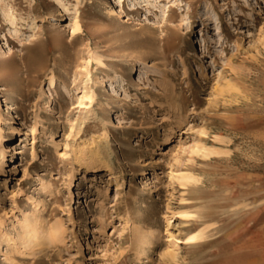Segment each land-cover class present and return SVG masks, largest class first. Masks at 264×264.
Returning <instances> with one entry per match:
<instances>
[{
    "label": "rangeland",
    "instance_id": "374dc122",
    "mask_svg": "<svg viewBox=\"0 0 264 264\" xmlns=\"http://www.w3.org/2000/svg\"><path fill=\"white\" fill-rule=\"evenodd\" d=\"M250 1L0 0V264H264V0Z\"/></svg>",
    "mask_w": 264,
    "mask_h": 264
},
{
    "label": "bare ground",
    "instance_id": "6f19581e",
    "mask_svg": "<svg viewBox=\"0 0 264 264\" xmlns=\"http://www.w3.org/2000/svg\"><path fill=\"white\" fill-rule=\"evenodd\" d=\"M115 1L118 3L117 4L118 5V13H121L122 9L120 7V0H115ZM252 5H253V3L250 0H241V3H239L238 5H236L234 7L233 12L234 13L244 12L246 8H251ZM16 18L17 17L14 16V15L11 16L12 23L14 22V20ZM215 29L218 30L219 26L215 25ZM206 44H207L206 43V34L203 33L202 34V38H201L202 49H200V53H199L200 54V61H199L200 63H196V65H195V69H196L198 75L201 76V77L203 75H205L204 54H205V51H206ZM189 72H190L189 70H185L184 69L183 70L184 76H189L188 75ZM138 80H140V76H138ZM169 87L170 88H168V90H167L169 93H168V96L166 98V104H167L169 109L173 110V113H174V111L176 110V107H177V104H176V102H177L176 94L177 93H175L174 85H172L171 82L169 83ZM110 91H111V96L112 97H113V95L117 94V90H116L115 86L113 85V83H110ZM156 123L155 122L149 123L146 127L147 128H155L156 127ZM193 146H194V149L198 153H201V155H204L206 157L219 156L223 152V150L218 149L216 147L209 146L208 144H205V143H199V142L195 143L194 142ZM11 148H12L13 151L16 150L13 145L11 146ZM102 157L103 156L95 155V158H98L97 161H94V163H90L89 165L91 167H99V166H102V165L103 166H110V163H108L107 160L106 161H101ZM90 201H91V198L89 196H85L84 199L82 200V203H81L82 204L81 205L82 208H89ZM84 210L82 209V211H84ZM177 213L180 215V217L185 218V219H187V218L190 219L193 216H195V214L188 207H186L185 205H181L179 207ZM184 221H182V222H184ZM189 222H191V221H189ZM184 230H185V228H184ZM33 236H34V233H33ZM35 236H36V234H35ZM57 237L58 236L56 234L51 236L53 241H56L55 239H57ZM202 237H203V233H202V229H200V230H196V231H193V232H188L186 235H184V237H181V242L185 243V244H196V243L201 241Z\"/></svg>",
    "mask_w": 264,
    "mask_h": 264
}]
</instances>
